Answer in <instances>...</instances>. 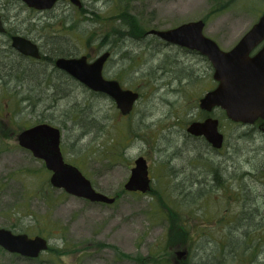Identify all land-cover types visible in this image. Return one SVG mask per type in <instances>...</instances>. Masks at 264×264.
I'll use <instances>...</instances> for the list:
<instances>
[{
    "label": "rangeland",
    "instance_id": "rangeland-1",
    "mask_svg": "<svg viewBox=\"0 0 264 264\" xmlns=\"http://www.w3.org/2000/svg\"><path fill=\"white\" fill-rule=\"evenodd\" d=\"M0 1L48 58L24 64L0 49V228L49 244L35 259L0 247V264H264L263 136L216 109L219 151L190 139L186 128L204 117L199 99L216 85L211 64L147 34L202 20L205 36L228 51L264 0H80L81 9L61 1L41 13ZM105 51L103 76L139 94L127 115L49 61L90 62ZM39 123L60 129L64 161L115 202L50 186L43 163L16 141ZM138 157L150 187L127 192Z\"/></svg>",
    "mask_w": 264,
    "mask_h": 264
},
{
    "label": "water",
    "instance_id": "water-1",
    "mask_svg": "<svg viewBox=\"0 0 264 264\" xmlns=\"http://www.w3.org/2000/svg\"><path fill=\"white\" fill-rule=\"evenodd\" d=\"M29 8L51 9L58 0H21ZM80 7L79 0H69ZM202 20L183 23L167 30H149L166 43L176 45L204 56L213 69L212 78L216 86L199 99V108L211 111L217 107L224 111L232 122L251 124L257 118L264 120V45L251 56V52L264 41V11L252 27L228 51H223L215 41L204 35ZM0 32L4 27L0 20ZM11 46L20 54L38 59L35 43L21 36H12ZM110 53L105 51L89 62L86 56L59 57L54 66L75 79L90 91L109 97L121 115L129 114L139 98L136 91L124 89L116 80L103 76V67ZM186 132L203 136L215 149L223 145V134L218 130V120L207 118L189 124ZM61 131L48 123H39L26 128L16 136L20 148L28 151L33 158L42 161L50 172L49 184L77 198L92 203L112 204L114 197L96 191L90 180L74 165L66 163L60 147ZM148 166L143 157L133 162L130 175L124 183L127 192L145 193L149 190ZM48 240L42 236L29 237L0 228V247L24 258L35 259L48 249ZM178 257L184 255L177 253Z\"/></svg>",
    "mask_w": 264,
    "mask_h": 264
},
{
    "label": "flooded vegetation",
    "instance_id": "flooded-vegetation-1",
    "mask_svg": "<svg viewBox=\"0 0 264 264\" xmlns=\"http://www.w3.org/2000/svg\"><path fill=\"white\" fill-rule=\"evenodd\" d=\"M17 1V0H16ZM21 2V4L23 6H26L21 0H18V2ZM61 1H66L67 4H70L71 2L69 0H58L54 6L52 8H54L59 2ZM80 1V0H79ZM81 2V1H80ZM4 7V3H1L0 1V20L2 22V25L4 27V32H0V49L3 48L5 51L9 52V53H12L14 56H17L20 60H22L25 64L26 63H31L33 60L34 61H39V60H42L46 57L44 56L42 53H41V48L39 46V44L37 42H34L33 40H31L30 38H28L26 35L22 34L21 32L19 31H16L14 29V26L16 25L15 22H13L11 19H10V15L8 13L9 9L8 8H3ZM27 7V6H26ZM28 9H30L32 12H38V13H41V12H46L48 10H51V9H47V10H37V9H34V8H29L27 7ZM79 9L82 8V4L80 7H77ZM15 21V20H14ZM12 27L11 29L9 27ZM12 36H21L23 38H26L28 40H30L31 42L35 43L38 47V50H39V54H40V57L38 59H35V58H32L30 56H25L23 54H20L19 52H17L12 46H11V38ZM158 38V37H157ZM158 41L162 42L163 40L159 39L158 38ZM164 42V41H163ZM264 45V41L261 42L252 52H251V56H253L256 52H258ZM176 46V45H175ZM181 48V47H179ZM182 49H185V48H182ZM187 51H190L188 49H185ZM193 52V51H191ZM197 53V52H195ZM198 54V53H197ZM88 60V59H87ZM54 64V62H53ZM216 109H220V108H217V107H214L212 108L211 111H205V110H202L203 111V119L199 120V121H203L207 118H214L211 116V113L216 110ZM221 110V109H220ZM222 112H224L223 110H221ZM217 119V118H215ZM218 120V119H217ZM196 122V121H194ZM192 123V122H191ZM235 124H237L238 126H243V127H246L248 129V131L250 132L251 134V137L255 134V133H260L262 136H263V145L262 147L264 146V120L262 118H257L254 120L253 123L251 124H243L241 122H235ZM218 130H219V121H218ZM220 132V131H219ZM221 133V132H220ZM188 134V137L190 139H198V140H201L204 144L207 145V147H209L210 149L212 150H215V151H219L218 149H214L206 140L203 136H194V135H191L189 133ZM254 137V136H253ZM224 138V137H223ZM253 140V139H251Z\"/></svg>",
    "mask_w": 264,
    "mask_h": 264
},
{
    "label": "trees",
    "instance_id": "trees-1",
    "mask_svg": "<svg viewBox=\"0 0 264 264\" xmlns=\"http://www.w3.org/2000/svg\"><path fill=\"white\" fill-rule=\"evenodd\" d=\"M45 59L48 60V58H44L43 60H45ZM20 61H21L22 63H24L22 60H20ZM40 61H42V60H39V62H40ZM49 61H51L50 64L53 66L52 69H53L54 71L58 72V69L55 68L54 65H53V60H49ZM32 62L36 63L37 61H34V60H33ZM24 64H25V63H24ZM19 66H22V64L18 65L17 70H15V71H19ZM21 68H22V67H21ZM21 70H22V69H21ZM59 71H61V70H59ZM61 72H62V71H61ZM63 73H64V72H63ZM64 74H65V73H64ZM65 75H66V74H65ZM101 95H102V94H101Z\"/></svg>",
    "mask_w": 264,
    "mask_h": 264
}]
</instances>
